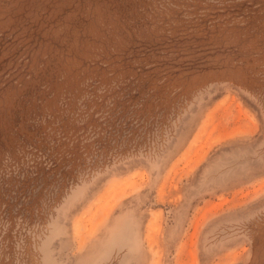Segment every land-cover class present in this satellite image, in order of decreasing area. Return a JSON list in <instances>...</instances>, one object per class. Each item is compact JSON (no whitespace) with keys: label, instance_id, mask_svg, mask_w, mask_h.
Wrapping results in <instances>:
<instances>
[{"label":"rangeland","instance_id":"1","mask_svg":"<svg viewBox=\"0 0 264 264\" xmlns=\"http://www.w3.org/2000/svg\"><path fill=\"white\" fill-rule=\"evenodd\" d=\"M0 264H264V0H0Z\"/></svg>","mask_w":264,"mask_h":264},{"label":"trees","instance_id":"2","mask_svg":"<svg viewBox=\"0 0 264 264\" xmlns=\"http://www.w3.org/2000/svg\"><path fill=\"white\" fill-rule=\"evenodd\" d=\"M101 125H102V123H101ZM78 138H82V136H79ZM75 146H76V149H77V151H79V152H83L85 149H86V144H82L81 143V140L79 139L78 141H77V143L75 144ZM80 168H77L76 170H75V175H72V176H70L69 178H68V182L70 181V180H77L79 177V173H80ZM67 172H73L72 171V169L70 170V171H68L67 170Z\"/></svg>","mask_w":264,"mask_h":264}]
</instances>
